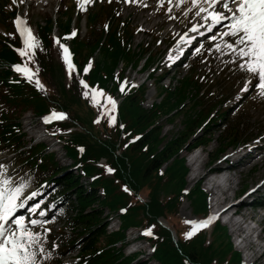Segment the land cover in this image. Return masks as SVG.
I'll return each mask as SVG.
<instances>
[{
	"label": "trees",
	"instance_id": "obj_1",
	"mask_svg": "<svg viewBox=\"0 0 264 264\" xmlns=\"http://www.w3.org/2000/svg\"><path fill=\"white\" fill-rule=\"evenodd\" d=\"M67 9L68 3L62 0L57 13L64 16ZM107 9L88 13L87 34L72 40L77 75L69 73L50 35L55 24L67 33L70 20L63 25V18L55 23L48 16L43 25H37L38 47L31 56L23 57L16 52L15 49L21 48L17 38L12 40L0 34L2 150L17 155L20 163L30 167V174L37 183H52L59 196L68 193V198H75L76 204L72 207L75 215L67 229L84 237L76 243V240L69 241L67 246L79 251L84 264H148L143 261L133 263L134 258L124 257L121 249L113 247L118 242L123 243L128 227H142L154 247L152 259L158 264H238L239 254L232 252L231 245L221 243L225 245L223 247L217 243L228 238L220 224L214 229L217 242L205 246L204 234L184 236L180 229L178 242L174 243L170 232L157 222L159 218L167 219L168 215L174 214L183 197L188 170L184 158L179 156L180 150L206 145L209 130L225 117L222 104L230 98V90L214 95L208 89L201 94L203 80L194 79L192 73L178 81V86L172 90L161 89L163 99L148 110L141 105L143 88L124 97L117 112L106 111L103 102L94 106L89 94L82 92L78 79L95 86L103 95L120 94L118 87L123 73L114 74L116 68L120 64L135 67L146 52L145 48L139 50L140 53L132 50V36L127 26ZM14 13L11 10L9 15ZM0 18L2 23L9 17L1 12ZM94 55L98 56L96 61ZM151 61L146 58V66ZM12 63L23 65L32 79L12 75ZM186 100L192 104L185 114L183 130L160 148L163 139L160 137L161 127L156 122ZM26 110H32L35 116L54 110L67 114L64 124L53 125L50 130L62 132L58 138L63 142L66 155L91 177L89 187L83 186L80 177L70 172L57 177L66 170L58 166L53 154L45 153L43 145L20 151L23 148L21 135H18L21 125L17 117H12ZM212 113L214 116L210 117ZM241 116L223 126L219 153L252 138L254 126L243 123ZM69 128L78 130L68 133ZM199 128L202 137L187 145ZM101 159L105 160L106 166L98 168L95 164ZM163 165H166L165 170H161ZM106 167L112 171L111 178L105 176ZM99 189L103 190L102 197ZM142 196L145 202L140 200ZM187 196L192 213H206L205 194L199 185L194 186ZM104 208L110 212L123 210L118 231L107 233ZM60 234L66 237L63 232ZM64 248L62 245L61 249Z\"/></svg>",
	"mask_w": 264,
	"mask_h": 264
},
{
	"label": "rangeland",
	"instance_id": "obj_2",
	"mask_svg": "<svg viewBox=\"0 0 264 264\" xmlns=\"http://www.w3.org/2000/svg\"><path fill=\"white\" fill-rule=\"evenodd\" d=\"M207 1L87 0V2L79 4L77 0H68L67 15L60 16L57 13L59 0H0V13L3 10L5 16L9 17L7 21L3 22V25H0V32L5 36L14 38L12 30L9 27L5 28V26L12 24L9 11L14 8L16 17L18 16L17 19L21 18L27 24L24 33L18 32L26 35L32 51L33 48L37 47L35 26L43 25L45 18L48 16L56 20L60 17L63 18V25L70 20L69 31L77 29L78 36L83 38L87 34L86 13L105 11L108 8L107 10L110 13L113 12L116 19L127 26V30L132 36L130 40L131 48L136 53L142 50L141 47L148 48L145 58L151 56L153 63H150L147 69L142 68L143 61L141 63L138 61V66L133 68H130L132 65L123 66V64H120L115 73L117 74L123 69L126 84L130 82H132V84H129L131 86L143 84L142 106L144 108L149 109L151 105L158 104L163 99L164 95L160 96L161 88L172 90L178 86L179 80L194 73L193 78L203 80L205 90L209 87L211 94L218 93L220 95L223 92L226 93L228 89L231 95L235 94V102L230 103L229 106L234 107V113L242 112L241 121L243 123L253 125L256 128L252 132L256 139L264 138V132L261 133L264 131V41L261 40L264 39V22L259 25L245 26V21L249 17H246V14H241L243 11L240 13L237 10L238 1L230 3V5L227 4L229 0L224 4L221 3L224 6H220L216 11L225 18L224 20H227L226 24L218 28L217 35L215 36V33L211 41L198 46L192 57L188 56L185 66L174 71H163V64L173 55L176 36L181 30H186L189 24L199 19L202 20L200 15H202V12L204 13L203 6ZM250 9H253L251 13L253 17L264 11L261 3L256 4L254 0L247 1L246 13ZM211 13H215V10ZM203 16L205 18V13ZM259 26L260 29H258ZM63 34L65 33L55 25L52 31L54 38L58 39ZM30 35H32L31 39H29ZM169 44L171 49H169ZM178 50L179 48L175 52ZM97 59L98 56L94 55V61ZM240 94L242 97L247 96L242 102L239 100ZM191 104L192 102L186 100L184 104L179 105L177 109L172 110L171 113L156 122V125L161 127L160 137L163 139L160 148L183 130V120ZM233 115L231 113L229 119H233ZM16 117H18V114H14L12 118ZM19 118L22 126V141L27 146L28 143L31 145L39 142L46 143L47 148H49L48 152H53L62 166L68 167L71 164V161L65 157L61 144L57 143L54 137L43 132L40 121L34 117L32 112L19 114ZM218 125L212 130L210 137L206 135V138L209 139L206 145L199 146L195 151L182 149L179 153V156L184 158L188 170L184 178L186 182L184 192L189 190L191 192L194 186L199 185L206 193L205 203L209 212L212 211L211 205L227 206L232 202L236 203L243 200V195L264 179V155L257 157L252 164L246 167L237 169L233 173H225L223 175L225 179L219 180L213 177L212 174L209 176L213 169L223 167V158L231 151L229 149L222 154L218 152L220 147L219 136L222 133V129L217 127ZM201 136V131L196 134L198 138ZM193 140H195L194 136L190 137L188 145ZM102 164L103 160L98 163L99 166H102ZM200 165H203L202 169H199ZM165 168L166 165H163L161 169L165 170ZM71 172L73 174L77 173L75 170ZM107 175L109 177V174ZM226 177H229V181ZM32 178L34 177L29 176V169H23L22 164L17 162L15 156L0 152V217L2 216L1 208L5 210L9 205L20 203V199L23 200L27 193L34 190L35 184ZM86 181L85 179L81 180L83 185ZM214 184L220 188L213 189ZM85 186L87 185L85 184ZM207 188H211L212 191ZM213 199L214 201H212ZM225 202L226 204H224ZM215 210H218V208ZM103 211V218L106 216L104 220L107 223L106 230L109 233L116 231L119 227L118 213L108 212L107 209ZM234 212H236L235 215H233ZM70 216L71 212H66L65 218L60 222L56 221L55 216H47V222H43L40 226L25 228L22 233L28 234V238L14 237L15 240L11 244L12 248L9 250L17 257L14 264H79L78 251L73 247H66L62 253L56 252L60 245L65 244L63 239L60 238L61 236H57L61 229H66ZM202 218L192 213V204L188 196L183 195L177 211L168 215L167 219L159 218L158 221L163 227L170 230L173 242L177 243L178 239L174 234L175 228H183L185 225H198L197 223ZM220 220L228 238H222L217 242V231L215 235V227L212 229L213 226L211 225V227L209 222L207 224L208 229L203 233L205 237L204 245L207 246L210 243L213 245L215 242L220 245H222L221 243H229L232 252L238 253L241 261L246 259L249 264H264V211L257 212L238 205L233 207L226 216L220 217ZM203 225L206 226V223H203ZM41 226L45 227L41 228ZM64 232L68 238L77 239L76 236L70 234V231L65 230ZM14 235H17V233L15 232ZM125 236L123 246L114 245L116 249L122 250L125 257L133 254L131 257L136 260H133V263L141 260L148 264H157L150 257L148 245L143 238L138 234L136 235L132 230H129ZM135 236L138 237L135 238ZM50 240L53 242L52 245L49 244Z\"/></svg>",
	"mask_w": 264,
	"mask_h": 264
},
{
	"label": "bare ground",
	"instance_id": "obj_3",
	"mask_svg": "<svg viewBox=\"0 0 264 264\" xmlns=\"http://www.w3.org/2000/svg\"><path fill=\"white\" fill-rule=\"evenodd\" d=\"M39 1H42V0H39ZM217 1H219V0H213V2H217ZM232 2V1H231ZM241 9H239V11H240ZM206 13H208V11H206ZM194 160H196V159H194ZM199 161H200V159H198ZM197 160V161H198ZM192 164V163H191ZM193 166V165H192ZM196 167H197V165H196ZM203 168V165H200V167H199V169H202ZM195 169V168H194ZM207 169V168H206ZM195 171H196V169H195ZM200 171V170H199ZM240 173V172H239ZM200 174H202V173H200ZM204 175V174H203ZM232 176V175H231ZM202 177V176H201ZM233 177V176H232ZM229 178V177H228ZM227 177H226V179L229 181V179H228ZM194 180V179H193ZM231 183V182H230ZM230 185V184H229ZM213 189L214 188H220L218 185H216V184H214L213 186ZM222 187V186H221ZM231 188V187H230ZM217 190V189H216ZM219 192V191H218ZM214 193V192H213ZM228 193V192H227ZM224 194V193H223ZM213 195V194H212ZM217 195V194H216ZM225 196V195H224ZM229 200V199H228ZM212 201H214V199L212 200ZM217 201V200H216ZM211 203V202H210ZM224 204H226V202L224 203ZM233 207H235V203L234 202H232V203H230L229 205H227V206H225V205H215L214 204V206H212L211 205V209L213 208V209H217L218 208V210H216L217 211V215L219 216V217H224V216H226L227 214H228V212H230L232 209H233ZM235 209V208H234ZM236 211V210H235ZM214 214H216V213H214ZM233 215H235V214H233ZM244 215V214H243ZM229 218V217H228ZM231 218H232V216H231ZM228 221H230V220H228ZM228 223V222H227ZM233 224V223H232ZM230 227V226H229ZM232 229H234V228H232ZM236 231V230H235ZM237 232V231H236ZM245 233V232H244ZM233 234V233H232ZM251 234V233H250ZM249 237V236H248ZM247 238V237H246ZM246 238H243V239H246ZM248 244V243H247ZM252 247H255V246H252ZM254 250V249H253ZM252 250V251H253ZM250 251V250H249ZM257 251V250H256ZM249 258V257H248ZM254 260V259H253ZM255 262V261H254Z\"/></svg>",
	"mask_w": 264,
	"mask_h": 264
}]
</instances>
